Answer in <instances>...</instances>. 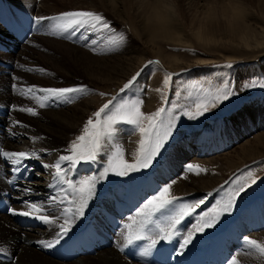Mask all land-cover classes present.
<instances>
[{"label": "rangeland", "instance_id": "rangeland-1", "mask_svg": "<svg viewBox=\"0 0 264 264\" xmlns=\"http://www.w3.org/2000/svg\"><path fill=\"white\" fill-rule=\"evenodd\" d=\"M7 1L11 6L18 8L24 7L27 9L28 14H32L36 18L41 16L52 17L55 16V13L53 14L51 12L63 10H94V8L90 7L94 6L92 0ZM140 1L142 2V0ZM236 1L237 0H219V2H229L232 4ZM243 1H245V4L241 3L243 22L246 23V26L249 27L253 35H258L261 32V30H259L261 27L264 30V0ZM209 2L213 1L178 0V6L173 8L172 16L174 20L176 19V23H179L184 29V33L181 38L173 41L163 38L151 40L150 28L141 15H132L131 11L116 13L113 10L103 9L112 20L111 24L115 27V30L122 31L126 34L127 42L123 47L117 51L108 52L105 49L108 33L90 32L81 29L75 33L76 35H71V38H67L71 46L74 44L75 47L81 50L90 49V51H93L91 42L95 40L97 43L95 45V51L92 53L106 56L107 58L115 56L113 61L119 63L123 60L121 66H131V69L124 75L117 76L109 81L101 82L102 84L90 80L79 68L76 69V67L72 65L69 56L63 53V49H61L62 46H56L58 39L61 40L62 43H65L67 39L63 36L49 35V31L56 24V21L45 19L43 22L44 24L42 23L43 25L39 29L35 30V32L31 31L28 36H25L26 42L20 46V49L16 53L17 55L13 52L10 56H0V59L7 61L9 59L11 60L9 62L14 63V67H10L9 65L5 67L0 64V82L5 80L6 83L5 86H0V104L8 103H6L7 106L4 107V112L6 114L12 111L13 104H19L24 108H34L37 115H32L28 112L25 113L30 114L35 120H40L39 114L49 107L47 106L48 104H52L53 108L54 106H59L63 110L70 111L74 106L81 104L82 101L91 100L92 102H90L88 110L81 118L82 122L80 121V125L73 129L68 127L62 129L60 137L58 135H53V133L49 134V137H59L62 140V143H60V146L62 145L61 148L63 147L61 155L70 154L66 150L69 148L70 143L82 133L83 126L87 119L92 117L95 111L99 110L103 104L107 103L113 97L117 98L115 103H120L129 99H142L144 103L141 105V111L145 114L153 113L157 109H163L157 120L159 125L157 130L163 134L170 125L174 126L171 127V135L165 142L164 148L154 158L153 163L148 168L138 169L124 176L109 172L101 178V173L105 172V168L109 163V157L116 145L121 146L123 158L129 163L135 161L136 154L140 148L142 134L139 131V127L121 123L118 125L119 130L115 137L105 142L103 150L99 153L95 161L86 163L80 162L83 164L78 163L76 165L87 167L94 166L92 169L86 172H80L79 175H74V173H72L73 175L71 174V177H65L66 180L68 179L72 182L73 188H78L80 182L88 177L96 178L95 183L98 184L94 189V194L88 200V204L84 209V214L91 209L96 211L90 214V216L95 217V222H97L95 227L104 236L105 234L102 232L103 227L109 224V220L114 219L116 215L110 205L114 203V201L106 202V199L119 198V200H122V198L124 199V196L127 195L129 201H131L135 196L141 194V201L143 202H140V209H142V207L154 196H157L160 190L165 186H170V196L177 195L173 193L176 189L193 188L194 192L191 193L190 196H186L188 198H183L180 203H172L157 211L159 213H157V217L159 221L160 219L162 221H160V225L166 228L171 222V218L180 211L181 205L193 204V202L204 200V204H200L199 207L195 208L192 215L186 216L189 225L192 227L178 230L176 232L177 234L170 239H161L158 228L160 229L163 227H158L156 231L147 235L151 238L154 237V239L158 237L157 244L154 247L162 245L165 242L169 244L172 243L171 248L177 244L178 247H180L183 237L192 230L194 235L191 243L180 251L183 257L186 258L183 259L180 264H187L188 261H190L189 264L195 263L196 261L195 264H199L202 260L204 263L208 264L209 261L206 259V247L209 244L208 238L211 239L214 234V241L217 240V243H215L217 246L213 249L214 252H217L219 248H221V251H224L225 248L228 247L229 249L226 253L230 254L233 252L232 255L230 254V257H235L238 264H264V257H261L254 249L247 246L244 241V237L247 236L260 243H264V224L249 226L246 223L249 219L245 220V216L250 215L254 217L250 225L257 224L259 219L263 221V218H259L258 216L264 214V153L249 156V159L243 160L244 162L235 166L222 180L213 184L211 187H206L203 190L200 188V183H197L200 178H205L207 175H210L212 169L215 170L219 165L225 166L227 162H236L239 160L240 156L248 149L256 146L260 141L259 137L264 136V88L259 86L249 88L243 87L245 84L249 83H256L257 85L264 83V46L244 47L242 45H236L232 43L231 39L218 27L212 30L217 40L214 44L207 45L195 38L191 33V28L192 26L197 27L203 21L207 20L205 17L209 12L205 9ZM74 5L81 6L82 8H77ZM118 5L120 6L121 3H118ZM121 9L122 8L119 7V10ZM214 11L221 14L217 9ZM220 18V24L222 25H219L222 27L224 20L222 17ZM85 44L88 46L85 47ZM125 58H130V61L125 60ZM137 61L140 64H138ZM148 61H159V64H148ZM41 68L45 69V71L41 72L38 70ZM136 72H140L141 74L134 82L133 86L124 92H120V88L123 84ZM166 76L171 77L167 85L164 84ZM122 77H124L123 80L119 81ZM79 84L88 85L90 88L94 89V92L82 96L72 104L45 102L46 106L40 109L39 103L37 99L33 98L32 93L28 95L24 94L29 86L32 85H36L37 88H58ZM14 85L15 87H13ZM223 87L232 88L236 92V95L230 97L226 101L220 102L216 107H211V103L213 102L212 95L217 89ZM33 92L36 97L46 95L45 93L39 92L37 89H33ZM100 93H105V95H100ZM4 99L8 100L5 101ZM206 101L209 104V111L195 119L187 115L188 112L196 111L197 104ZM9 104H11L12 107L11 105L9 106ZM6 114H4V117H6ZM26 114L22 113L23 117H12L16 121L15 127L18 130L20 128V130L32 129V122L28 124V126L27 123L21 122V118L24 119ZM2 125L3 124H0V130H2ZM141 126L148 127V121L144 120ZM155 134L154 131L151 135L154 137ZM143 138L146 141L145 146H147L149 137L145 135ZM24 139L27 140L26 138ZM218 145H224V147L214 152V154H212L214 156L207 157L205 155L196 156L192 154V151L195 153L199 150L201 153L207 147L214 149ZM0 146L4 150L3 145ZM190 148L191 150L189 151ZM49 152L50 151H40L39 155L48 156ZM206 153L207 152H203V154ZM196 154H199V152ZM200 158H202L204 162H202ZM98 164L100 165L98 166ZM188 164H199L205 168L206 171L199 174L189 172L186 167ZM97 166L100 168L98 169ZM41 167L42 169L38 171L41 176L39 179L41 183H45L49 173L46 172L48 170H44L46 169L45 167ZM62 167L65 170L66 176L70 169L67 162H65ZM6 169L8 171V167H6ZM246 171H251L253 176L259 177L256 183L251 184L250 187L246 188L243 193L236 197L235 202L231 206V211L220 212L219 218L212 227L196 232L193 229V225L200 222L202 218L206 219L208 216L212 215L213 210L217 209L220 204L227 200L229 193L236 187L235 181L238 177L243 176ZM52 172H55L54 168ZM201 175H203V177ZM33 177L35 178V175H33ZM150 182H152V186ZM205 183H207V180ZM65 184L66 183L59 179H56V190L65 186ZM140 185L145 187L147 193L140 190ZM113 186H115V189ZM123 190L127 192V194ZM104 192L110 194L106 197ZM64 193L68 200H71L73 197L75 204L78 203L77 192L73 193L70 188H67L66 190L64 189ZM94 204L98 205L93 207L92 205ZM106 214H108L109 218L106 217ZM1 216L6 217V215ZM159 216L161 218H159ZM138 219L139 217L136 218V220ZM77 220L75 222H77ZM122 221L123 226L125 223H130L129 218H123ZM244 224L248 227L247 230H245ZM232 226L235 227L234 229L237 232L241 233V235H239V238H241L240 243L234 239V231L231 229ZM21 227L25 230L37 228L36 226L27 227L25 225H21ZM120 228L112 230V234L111 232L109 233L112 237L111 235L104 236L105 239L109 238L110 246L116 251L129 246H124L125 242L123 239V233L127 230L124 227L121 228V230ZM158 234L159 236H157ZM226 234H228L226 243L230 240L233 244H239V248L237 247V249L232 250V245L230 248L228 244H223V239L225 240ZM221 235L223 237H221ZM144 240L147 242H144ZM144 240L141 241L142 244L144 243L143 246L146 247L148 240ZM105 246L107 249L110 247L108 244ZM171 248L166 249L167 256L165 258L167 259L170 256ZM3 260L9 261L7 259ZM231 260L226 264H230ZM146 262L149 263L148 261Z\"/></svg>", "mask_w": 264, "mask_h": 264}, {"label": "bare ground", "instance_id": "bare-ground-1", "mask_svg": "<svg viewBox=\"0 0 264 264\" xmlns=\"http://www.w3.org/2000/svg\"><path fill=\"white\" fill-rule=\"evenodd\" d=\"M3 1L5 2L7 0ZM212 1L213 2H209V4H207L205 9L209 12L205 17L207 20L203 21L197 27L192 26L191 28V33L193 36H195V38L207 45H211L212 43L214 44V42H217V40L213 35L212 30L215 27H218L219 29L223 30V32L231 39L232 43L236 45H242L244 47L264 46L263 28L261 27L259 29L261 30V32L258 35H253L249 27L246 26V23L243 22V17L241 14V3L245 4V1L237 0L234 4L229 2H219V0ZM92 2L94 6L90 7L94 8L93 11L102 12L110 22L112 20L108 17V14L106 13V11L104 12L103 9L113 10L116 13L131 11L132 15H141L145 23L150 28L151 40H154L156 38H163L173 41L183 36L184 29L179 23H176V19L174 20L172 16L173 8L175 6H178V0H142V2L140 0H92ZM118 3H121V5L119 6ZM74 6L77 8H82L78 5ZM119 7H121L122 9L119 10ZM215 9L219 10L221 14L215 12ZM63 11L51 13H55V15H57L58 13ZM220 17H222L224 20L222 27L220 26L222 25L220 24ZM25 20L27 22L26 31L28 33L30 32V24L31 22H33V20V32H35V30L39 29L44 24V20L38 22L36 17L33 18V15L31 17L26 16ZM113 28L115 29L114 26ZM9 35L10 34L7 30L6 32L0 30V45H12L13 48H17L15 51H13L16 54L20 49V46L26 42V39L20 43L19 41H14L15 39L10 40ZM67 35L68 38H71L70 34ZM73 45L71 46L69 39H67L65 43H62V41L59 39L56 42V46H62L61 49H63V53L69 56L72 65L76 67V69L79 68V70H81L86 77H88L92 81H97L99 84H102L101 82L104 81L112 80L117 76L124 75L131 69L130 65L121 66L123 64V60L119 63L113 61L115 56H110L109 58H107L106 56H101L99 54L92 53L93 51H90V49L82 48L83 50H81L80 48L75 47V45ZM13 52H0V56H10L13 54ZM125 60L130 61V58H125ZM9 61L11 60L8 59L7 61L8 63H10L9 65L11 67H14V63H11ZM137 63L140 64L138 61ZM123 78L124 77H122L119 81H122ZM5 84V80H2V82H0V86H5ZM90 102L92 101H82L81 104H79L78 106H74L70 111L63 110L59 106H54L53 108L52 104H48L47 106L49 107L46 110L41 111V113L39 114L40 120H35L33 117L30 116V114H26V111H21L20 109L24 107H21L19 104H13V109L8 114L4 112V107H6L8 103L6 102L7 104H0V124H3L1 127L2 130H0V145H3L4 151H36L37 155L39 156V159L32 158L24 160L19 170L21 174L19 177H17V171H14V168L16 166L12 165L10 163V160L0 155V196H2L7 201L9 206L8 209L12 208L17 210H27L24 207L23 201L29 200L32 202L45 204L51 212H53L57 217H60L65 214L64 210L66 208H75V201L73 200V197L71 200H68L65 197L66 194L64 193V189L66 190L67 188H70L71 192L73 191V193H75L73 190L74 188L70 187L68 184H65V186L60 187L58 190H56V179L58 178H54L55 172H52L53 168L44 169L45 171L48 170L46 172H48L49 174L47 176L48 178L46 182L41 183L39 179V177L41 176L39 175L38 171L42 169L41 166H43L44 164H54L59 158V156H61L63 147L61 148L62 145L60 146L62 140L59 137L61 135L62 129L66 127L73 129L74 127L80 125L79 123L82 120L81 118L85 115V112L88 110ZM10 105L11 104H9V106ZM22 113L26 114V116L24 117V119L21 118V122L27 123V126L32 122V129L20 130V128L18 130L15 127L16 121L13 118L23 117ZM4 114H6V117H4ZM51 133H53V135H58L59 137H49V134ZM24 138H26L27 140H25ZM259 139L260 141L256 144V146L254 148L248 149L244 154L240 156L239 160H237L236 162H227L225 166L219 165L218 168H215V170L212 169V173L210 175H207V177L200 178V180L198 181L195 180L197 181V183H200V188L204 190V188L211 187L213 184L222 180L223 177H225L226 174L229 173L235 166L244 162L243 160L249 159V156H254L255 154H263L264 136L259 137ZM222 147H224V145H218L214 149H210L208 147L205 149L203 147L205 149L203 152H207L206 154H203V152L200 153L199 150L195 153L192 151V154L196 156L205 155L207 157H210L214 156L212 154H214V152L218 151L219 149H222ZM0 149H2L1 146ZM41 150L45 152H50L48 156H42L39 155V152ZM190 150L191 148L189 149V151ZM198 152L199 154H196ZM51 159L54 161H52ZM202 162H204L203 159ZM99 165L100 164H98V166ZM6 167H8V171ZM93 167L94 166L87 167L79 165L75 168H70L68 170V174L65 177H71L73 175L72 173H74V175H79L80 172H86L89 169H92ZM99 168L100 167H98V169ZM33 175H35V178L33 177ZM201 176L203 177V175ZM206 180L207 183H205ZM151 183L152 182H150V184ZM49 184H52L53 187L50 188ZM97 184L98 183H95V185ZM113 188L115 189V186H113ZM25 189H31V191H25ZM140 190H142L144 193H147V191H145L144 186L142 187L140 185ZM193 192V188H182L180 190L176 189V191H174L173 193L178 195L175 196L178 199L173 203H180L183 198H188L186 196H190V194ZM125 193L127 194V192ZM104 194H106V192H104ZM52 197L56 198L54 203L52 202ZM141 200V194L135 196L131 201H129V197L127 195H125L124 199L122 198V200H119V198H110L109 202L114 201V203H111L110 205L115 211L116 215L115 218L109 220V222L116 224V228H123V221L120 222V218H129L131 223V220H134L138 217L137 210L140 209V202H143ZM61 201H63V203H61ZM96 205L98 204H94L92 206L94 207ZM122 209H125L124 214L122 213ZM94 212L96 211H93V209H91L90 211L86 212L82 217H80L77 222L70 226V231L67 233V235H65L58 244H54L51 248H44L38 242L42 240L46 242H52L54 239H56V234L59 231L58 225L53 226L45 224L40 220L31 217L13 215L9 211H7L6 213H0V253H3V256L0 255V264H143L142 259H140L143 256H141L140 253L145 248L143 246L144 243L142 244L141 240H137L129 245L130 248L134 250L133 255H130V253L126 252L124 249H119V251H116L113 247L110 246L109 238H106L107 240H105V238L100 235V231L95 227L97 224V222H95V217L90 216V214ZM157 213L158 212L152 214L151 224H149L148 230L143 233L145 236H147L151 232L153 233V231H156L158 227H163V225H160L161 219L159 221ZM1 215H6V217H2ZM66 215L71 216L72 213L69 212L66 213ZM263 215L264 214L258 216L259 218H263V221L259 219V222L254 225H250V223L253 222L254 217L250 215L245 216V220L249 219V221H247L246 223L249 226L263 225ZM106 217H108V214H106ZM159 218L161 217L159 216ZM187 220V217L181 220V222L176 226L175 231L177 232L178 230L192 227L189 225V222ZM60 223H63L62 219L58 221V224ZM111 223L103 227V234L108 236L109 233L113 230L112 228L114 225H112ZM21 225L36 226L37 228H30L28 230H25L21 227ZM243 226L245 227V230H247L248 227L246 226V224H244ZM234 228L235 227L233 226L231 228L234 231V239L235 241H238L240 243L241 238H239V235H241V233L237 232ZM165 229H167V227ZM228 234L225 235L226 240ZM214 235L211 237V239L208 238L209 244L206 247V259L209 261L208 264H226L232 259V257H230V254L232 255L233 252L230 254L226 253V251L229 249L228 247H226L224 251H221V248H219L217 252H214L213 249L215 246H217V244H215L217 243V240L214 241ZM157 236H159V234ZM221 237L223 236L221 235ZM87 239L91 242H95L98 239H102L103 244L98 243V245L91 246ZM73 241L74 243H76L75 248H73L72 244H70ZM144 242L147 241L144 240ZM105 244H108L110 247L107 246L109 247L107 249ZM223 244L227 245L226 241H223ZM231 245H233V248H231L232 250L237 249V247L239 248L240 246L239 244L233 243ZM171 246L172 243L169 244L168 242H165L162 245H158L152 249H149L147 254L149 257H147V259L152 260V264H180L181 261L186 258H184L183 255L180 253L181 248L178 247V244L176 246L174 245L172 248ZM168 248H171V253L169 258L167 259L165 257L167 256L166 249ZM87 249L91 250L92 252L87 253ZM3 259H7L9 261H5ZM189 262L190 261H188L187 264H189ZM199 264L207 263H204V261L202 260L199 262Z\"/></svg>", "mask_w": 264, "mask_h": 264}, {"label": "snow or ice", "instance_id": "snow-or-ice-1", "mask_svg": "<svg viewBox=\"0 0 264 264\" xmlns=\"http://www.w3.org/2000/svg\"><path fill=\"white\" fill-rule=\"evenodd\" d=\"M45 19L54 20L56 24L49 31V35L52 36H63L68 38L67 34L72 36L75 35L77 31L81 29L90 32L108 33V38L105 42V49L108 52L117 51L123 47L127 42V36L122 31H116L111 22L102 12L91 11V10H70L63 11L52 17H38L37 20L43 21ZM92 50L95 51L96 41L92 42ZM88 45L85 44V47ZM156 63L159 61H148V64ZM230 67V65H229ZM44 72L45 69H38ZM140 72H136L134 75L128 79L123 86L120 88V92H124L133 86L134 82L140 76ZM170 76H166L164 79V84L167 85L170 80ZM262 87L264 88V83L257 85L256 83L245 84L244 88L249 87ZM15 87V85L13 86ZM33 89H37L39 92L45 93L46 95L42 97H36ZM159 91V90H157ZM94 89L90 88L86 84H79L70 87H50V88H37L36 85L29 86L27 91L24 93L28 95L33 94V98L37 99L40 107H45V102L48 103H65L72 104L76 100L80 99L82 96L92 94ZM100 95H105V93H100ZM236 95V92L230 87H223L216 90L212 95L211 107H216L222 101L228 100L230 97ZM116 97H113L107 103L103 104L102 107L95 111L92 117H89L83 126L82 133L78 135L75 140L70 143L69 148L66 150L70 154L61 155L56 160L54 164H44L45 168H54V178H58L60 181L68 184L72 187V182L65 179V170L62 165L67 162L69 168H75L80 162H93L97 159L99 153L103 150L105 142L111 140L115 137L118 132V125L121 123H126L130 125H135L139 127V131L142 134L140 140V148L136 154L135 161L129 163L123 158V151L121 146L116 145L114 151L109 157L108 166L105 168V172L101 173V178L109 173L114 172L117 175L124 176L129 172L136 171L142 168H148L154 161V158L160 153L164 148L165 142L171 135L170 125L163 134H161L157 129L159 127L157 120L160 117L163 109H157L155 112L150 114H145L141 111V105L144 103L142 99H129L120 103H115ZM21 111H26L32 115H37L34 108H21ZM209 111L208 102H203L196 105L195 112H188L187 115L195 119L202 116L204 113ZM144 120L148 121V127H142L141 124ZM155 131V136L151 134ZM147 135L149 137L147 141L143 136ZM43 151V150H41ZM0 155L10 160V163L14 166V171H19L20 166H22L24 160L26 159H39L36 151L24 152V151H4L0 149ZM187 170L189 172H195L199 174L205 172L206 169L199 164H188ZM95 179L93 177H88L80 182L78 188L73 190L78 193V203L75 204L74 211L72 208H66L64 210L65 214L57 217L49 208L43 203L32 202L29 200H24L23 204L27 210L24 209H12L9 208L8 211L13 215H21L25 217H31L41 222L53 226H57L59 231L57 232V238L52 242L39 241L38 243L44 248H51L54 244H58L60 240L67 235L70 231V226L75 223L77 219L84 215V209L88 204V200L94 194L95 189ZM259 177L253 176L251 171H246L241 177H238L235 181L236 187L232 192L229 193L227 200L219 205L217 209H214L212 215L208 216L206 219L202 218L200 222L193 225V229L196 232L203 231L205 228L212 227L216 220L219 218L220 212L231 211V206L235 202L237 196L245 191L246 188L250 187L251 184L256 183ZM49 187H53L49 184ZM170 186H165L160 190L157 196H154L151 200L145 204L144 209L137 210L138 220H131V223H125L124 228L127 230L123 233L124 246L132 244L137 240L148 239V243L144 250L140 253L141 256H146L148 250L153 248L157 244V240L151 237H146L143 233L148 230V226L151 223L152 214L167 207L168 205L175 202L178 198L169 195ZM25 191H31V189H25ZM52 202L54 203L56 198L52 197ZM63 203V201H61ZM204 200H199L193 202V204H183L180 206V211L176 213L174 217L171 218V222L168 224L167 229L160 228V238L170 239L177 233L175 231L176 226L183 220L186 216L192 215L194 209L203 204ZM71 212L72 215L68 216L66 213ZM62 219L63 223L58 224V221ZM131 219V218H130ZM194 232L190 230L187 235L183 237V241L180 244L181 249L185 248L192 241ZM244 241L247 246L254 249L261 257H264V243H260L255 239H251L247 236L244 237ZM230 264H238L235 257L232 258Z\"/></svg>", "mask_w": 264, "mask_h": 264}, {"label": "trees", "instance_id": "trees-1", "mask_svg": "<svg viewBox=\"0 0 264 264\" xmlns=\"http://www.w3.org/2000/svg\"><path fill=\"white\" fill-rule=\"evenodd\" d=\"M27 227H30V226H27Z\"/></svg>", "mask_w": 264, "mask_h": 264}]
</instances>
